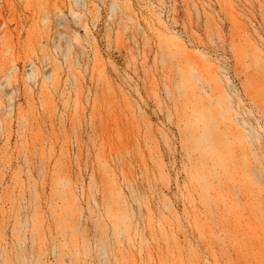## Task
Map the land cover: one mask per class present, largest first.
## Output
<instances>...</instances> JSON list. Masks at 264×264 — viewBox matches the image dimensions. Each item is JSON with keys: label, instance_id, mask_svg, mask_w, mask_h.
<instances>
[{"label": "rangeland", "instance_id": "374dc122", "mask_svg": "<svg viewBox=\"0 0 264 264\" xmlns=\"http://www.w3.org/2000/svg\"><path fill=\"white\" fill-rule=\"evenodd\" d=\"M0 264H264V0H0Z\"/></svg>", "mask_w": 264, "mask_h": 264}, {"label": "bare ground", "instance_id": "6f19581e", "mask_svg": "<svg viewBox=\"0 0 264 264\" xmlns=\"http://www.w3.org/2000/svg\"><path fill=\"white\" fill-rule=\"evenodd\" d=\"M167 32V31H166ZM166 34H168V38L170 39L171 37H174V40H175V36L173 35V34H171V32L170 31H168ZM171 36V37H170ZM75 37V36H74ZM75 39L76 40H78L77 39V37H75ZM176 39H178V38H176ZM177 41V40H176ZM222 95V94H221ZM220 99V98H219ZM218 99V100H219ZM217 100V102H219ZM222 100H223V98H222ZM222 100H220V104H221V106H222V104L223 103H221V101ZM223 102H224V104H223V106H222V110H224V111H226L227 109H229V104H230V100H228V99H226L225 97H224V100H223ZM219 105V104H218ZM220 106V107H221ZM205 110V109H204ZM202 112V111H201ZM200 113V112H199ZM211 114V113H210ZM197 120H198V124L197 125H199V127L197 126V128H198V130L196 129V128H194V127H192V126H188L187 128L188 129H186L185 131H186V136H184L185 137V139H186V142H189L190 144H191V146H192V148H194V149H197L201 154H202V156L203 157H206V156H210V155H212L213 153H215V151H218L219 149H216V147L218 146V145H220V141L218 140V138H217V133H216V131L215 130H213V127L212 126H214L213 124H212V121H214V123H215V120H216V117L215 116H209L208 115V113H207V110L206 111H204L203 113H200V114H198L197 115ZM215 131V132H214ZM216 133V134H215ZM185 135V134H184ZM221 150V149H220ZM219 157H217V159H218ZM143 179H146V178H143ZM142 181H144V180H142ZM133 182V181H132ZM142 184V183H141ZM128 185V184H127ZM135 185V184H134ZM142 185H144V184H142ZM128 187V186H127ZM129 187H130V184H129ZM137 187H139V186H137ZM120 189V188H119ZM136 189V188H135ZM141 189V188H140ZM143 189H145V188H143ZM137 190V191H136ZM136 190H134L133 192L135 193V192H138V189H136ZM141 191V190H140ZM115 192H117V190L115 191ZM129 192V191H128ZM132 192V188H131V190H130V192L129 193H131ZM132 192V193H133ZM133 193V194H134ZM136 195H137V193H135ZM139 194V193H138ZM142 194V193H141ZM140 194V195H141ZM114 195V194H113ZM116 195V194H115ZM107 196V195H106ZM111 196V195H110ZM117 196V195H116ZM116 196H115V198H116ZM142 196V195H141ZM104 197V196H103ZM109 197V196H108ZM107 197V198H108ZM120 197L121 196H119V199L118 200H116L115 202H117V203H115L114 201H112L113 200V198H111V197H109V198H111L110 199V203H111V201L113 202L112 203V208H114L113 209V211L111 210L112 208H111V206H110V208L111 209H109V204L110 203H108L107 204V200H106V209H107V211H108V209H109V211L110 212H113L114 214L113 215H115L116 213V215H115V227L114 228H117V229H119V228H121V227H123L124 225H126V223H125V220H127V221H129V216H130V218H131V212H130V209H128L127 208V204H125L124 205V202H122V200L120 199ZM104 198H106V197H104ZM104 198H103V200H101L103 203H104ZM106 198V199H107ZM108 198V199H109ZM135 198V197H134ZM144 198V197H143ZM146 198V197H145ZM130 199V198H129ZM136 199H139V197L137 196L136 197ZM141 199V198H140ZM139 199V200H140ZM120 200H121V202H120ZM138 200V201H139ZM144 202H145V200L144 199H142ZM123 201H125V200H123ZM126 201L128 202V199H126ZM125 201V202H126ZM137 201V202H138ZM120 202V203H119ZM126 202V203H127ZM101 203V202H100ZM132 203V202H131ZM135 203V202H134ZM115 204V207H113V205ZM128 204H130V202L128 203ZM133 204V203H132ZM144 204V203H143ZM104 206V205H103ZM102 206V207H103ZM135 206V205H134ZM132 207V206H131ZM105 209V210H106ZM150 209V208H149ZM114 210H116V212L114 211ZM110 212H106V213H109V216H111L110 214ZM132 212H133V210H132ZM135 214V213H134ZM112 215V216H113ZM135 216V215H134ZM134 218V217H133ZM89 219H90V217H89ZM132 220V219H131ZM90 221V220H89ZM111 221L113 222L114 220L113 219H111ZM127 226V225H126ZM82 227V226H81ZM122 229V228H121ZM88 230V229H87ZM86 230V231H87ZM120 230V229H119ZM79 231V230H78ZM85 231V230H84ZM89 231V230H88ZM100 233V232H99ZM103 234H105V233H103ZM102 237H103V235H102ZM104 239L102 238V240H100V242L102 243V241H103ZM99 244V243H98Z\"/></svg>", "mask_w": 264, "mask_h": 264}]
</instances>
